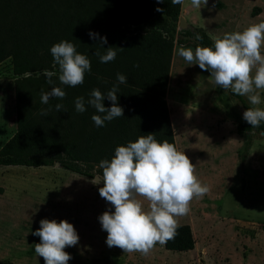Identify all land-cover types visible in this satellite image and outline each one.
Instances as JSON below:
<instances>
[{"label": "rangeland", "instance_id": "rangeland-1", "mask_svg": "<svg viewBox=\"0 0 264 264\" xmlns=\"http://www.w3.org/2000/svg\"><path fill=\"white\" fill-rule=\"evenodd\" d=\"M180 6H187L184 19L213 40L264 22V0H208L201 9L184 0ZM184 30L176 25L174 37L185 43L173 45L165 101L177 150L211 189L178 219L189 225L193 248L169 251L157 244L147 256L109 248L98 219L111 207L99 194L103 181L93 184V177L54 163L0 165V264H45L34 251L40 238L32 235L45 218L67 220L78 233V245L65 248L72 256L68 264H264V134H253L240 160L244 131L236 125L243 110L209 72L178 55L181 46L195 50ZM13 78L6 58L0 62V146L15 129ZM261 99L264 108V92Z\"/></svg>", "mask_w": 264, "mask_h": 264}, {"label": "trees", "instance_id": "trees-1", "mask_svg": "<svg viewBox=\"0 0 264 264\" xmlns=\"http://www.w3.org/2000/svg\"><path fill=\"white\" fill-rule=\"evenodd\" d=\"M179 12L180 5L171 0H0V62L9 58L15 114L14 132L0 146V165L38 167L57 162L66 170L92 178L94 174L102 176L101 160H110L117 146L135 142L140 136L151 133L158 142L167 140L175 145L165 91L173 45L185 43L174 37ZM90 31L98 36L90 38ZM184 32L193 38L197 33L203 37L202 41L194 39V48L213 46L214 41L199 26ZM101 37L107 38L105 49L123 48L117 50L112 62L101 63L95 55L106 51L98 45ZM62 40L73 43L90 59L91 71L85 74L84 83L74 88L61 85L58 75L53 77L66 96L43 104L41 91H50L52 85L42 73L58 69L50 48ZM117 73L127 77L117 93L124 117L97 127L91 119L96 110L86 103V111L78 113L75 100L82 96L87 101L96 88L106 94L118 83ZM232 96L243 113L251 107L242 96ZM58 103L64 105L61 112L56 111ZM104 105L110 108L111 102L105 99ZM44 110L47 115L41 114ZM236 129L244 131L238 155L243 160L253 134H264V122L252 128L242 116ZM193 245L189 225L179 223L178 235L163 247L187 251Z\"/></svg>", "mask_w": 264, "mask_h": 264}, {"label": "clouds", "instance_id": "clouds-1", "mask_svg": "<svg viewBox=\"0 0 264 264\" xmlns=\"http://www.w3.org/2000/svg\"><path fill=\"white\" fill-rule=\"evenodd\" d=\"M171 3L183 6L184 0H171ZM207 4L208 0H191V6L196 9ZM89 36L95 38L98 34L90 31ZM194 39L202 41L203 37L197 33ZM104 44H107V38L101 37L98 45L104 48ZM105 50L104 54L95 53L101 63L114 61L117 50L123 48L108 47ZM50 52L59 74L43 71L46 82L52 85L50 91H41L43 104H47L50 98L63 99L66 96L61 87L55 86L53 77L58 75L61 85L74 88L82 85L85 74L91 71L90 59L67 40L55 43ZM178 55L189 66L198 65L201 70L209 72L214 83L224 91L246 97L253 107L244 111L243 119L252 128L260 127L264 122V108L259 107L261 92H264V22L252 24L243 31L225 33L222 38L216 37L212 47L198 45L193 50L181 46ZM117 82L106 94L96 88L87 101L82 96L77 97L76 111L85 112L86 103L93 107L97 114L91 119L97 127L124 117V109L117 103V93L119 84L127 83V77L117 73ZM105 99L111 102L110 108L105 107ZM55 108L61 112L64 105L58 103ZM41 114L47 115V110ZM99 168L102 176H97L92 183L103 181L99 194L111 207L98 219L102 230L107 232V246L118 247L124 253L139 252L147 256L157 244L166 246L178 235V219L189 214L193 199H202L211 191L209 185L199 180L196 166L184 151L177 150L167 140L158 142L151 133L138 137L135 142L117 146L114 156L110 160H101ZM32 235L40 238L34 251L45 264H68L72 256L65 248L79 243L76 229L67 220L41 219L40 227Z\"/></svg>", "mask_w": 264, "mask_h": 264}, {"label": "water", "instance_id": "water-1", "mask_svg": "<svg viewBox=\"0 0 264 264\" xmlns=\"http://www.w3.org/2000/svg\"><path fill=\"white\" fill-rule=\"evenodd\" d=\"M177 27H178L179 29H191V28H192V25H191L190 23H188V22L184 19V17H183L182 15L179 14L178 19H177ZM54 164H55V165H58L57 162H54ZM96 177H97V175H94V176H93V179H95ZM98 183H101V181L98 182Z\"/></svg>", "mask_w": 264, "mask_h": 264}, {"label": "crops", "instance_id": "crops-1", "mask_svg": "<svg viewBox=\"0 0 264 264\" xmlns=\"http://www.w3.org/2000/svg\"><path fill=\"white\" fill-rule=\"evenodd\" d=\"M187 6H185V7H181L180 6V12H179V14L180 15H182L185 19H186V17H187ZM205 31V30H204ZM206 32V31H205ZM208 35V34H207ZM209 36V35H208ZM210 37V36H209ZM211 38V37H210ZM212 39V38H211ZM213 40V39H212ZM214 41V40H213ZM191 250V249H190Z\"/></svg>", "mask_w": 264, "mask_h": 264}]
</instances>
